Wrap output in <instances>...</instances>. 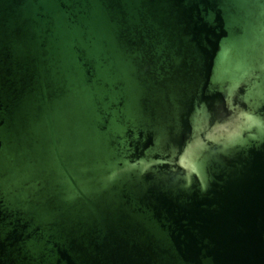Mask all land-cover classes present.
<instances>
[{"label": "water", "instance_id": "water-1", "mask_svg": "<svg viewBox=\"0 0 264 264\" xmlns=\"http://www.w3.org/2000/svg\"><path fill=\"white\" fill-rule=\"evenodd\" d=\"M0 264H264V0H0Z\"/></svg>", "mask_w": 264, "mask_h": 264}]
</instances>
